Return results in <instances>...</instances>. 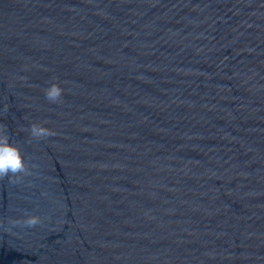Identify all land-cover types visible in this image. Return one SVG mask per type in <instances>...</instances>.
Masks as SVG:
<instances>
[{
  "label": "water",
  "instance_id": "1",
  "mask_svg": "<svg viewBox=\"0 0 264 264\" xmlns=\"http://www.w3.org/2000/svg\"><path fill=\"white\" fill-rule=\"evenodd\" d=\"M0 123V264H264V0H0Z\"/></svg>",
  "mask_w": 264,
  "mask_h": 264
},
{
  "label": "clouds",
  "instance_id": "2",
  "mask_svg": "<svg viewBox=\"0 0 264 264\" xmlns=\"http://www.w3.org/2000/svg\"><path fill=\"white\" fill-rule=\"evenodd\" d=\"M63 88L58 82H51L44 89L45 97L54 103L60 102L63 96ZM8 105H4V110H7ZM55 132L45 127L41 123H32L30 128V136L35 139L43 140L46 137L54 136ZM29 173L25 162V158L20 148L11 141L7 128L3 123H0V180L5 177L12 183L18 181L21 174ZM24 222L28 225H34L39 222L36 216H28Z\"/></svg>",
  "mask_w": 264,
  "mask_h": 264
}]
</instances>
